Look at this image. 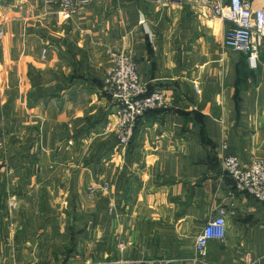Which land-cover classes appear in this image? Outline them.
Here are the masks:
<instances>
[{
  "label": "crops",
  "instance_id": "crops-1",
  "mask_svg": "<svg viewBox=\"0 0 264 264\" xmlns=\"http://www.w3.org/2000/svg\"><path fill=\"white\" fill-rule=\"evenodd\" d=\"M227 27L195 0H96L70 19L0 0V264H195L219 209L207 264H264V203L222 169L264 159V67L224 48ZM110 51L168 102L123 149Z\"/></svg>",
  "mask_w": 264,
  "mask_h": 264
},
{
  "label": "built area",
  "instance_id": "built-area-1",
  "mask_svg": "<svg viewBox=\"0 0 264 264\" xmlns=\"http://www.w3.org/2000/svg\"><path fill=\"white\" fill-rule=\"evenodd\" d=\"M94 1L45 0V3L52 7L55 17L70 19ZM195 3L228 24L223 37L224 48L243 55L251 70H256L260 64L264 67V7L254 8L249 0H195ZM108 57L109 65L103 79L104 91L114 102L116 139L123 149L130 144L138 119L145 112L166 108L168 102L162 92L150 91L140 80L132 57L114 51H110ZM222 169L233 179L239 192L264 203V159L255 160L243 168L238 158L225 156ZM95 190L91 186L89 194H95ZM217 213L218 216L207 221L196 235L195 254L190 262L207 264L209 241L225 238L226 212L219 209ZM157 264H170V261L159 260Z\"/></svg>",
  "mask_w": 264,
  "mask_h": 264
},
{
  "label": "rangeland",
  "instance_id": "rangeland-1",
  "mask_svg": "<svg viewBox=\"0 0 264 264\" xmlns=\"http://www.w3.org/2000/svg\"><path fill=\"white\" fill-rule=\"evenodd\" d=\"M51 7V6H50ZM52 15L55 17V15H54V11L52 10ZM75 16V15H74ZM73 17V16H72ZM104 85V84H103ZM163 94V93H162ZM164 95V94H163ZM165 97V96H164ZM166 99V98H165ZM113 134H114V136H115V138H116V134H117V129H116V120H115V125H114V127H113ZM116 141H117V145H118V147L120 148V149H122V147L119 145V142H118V140L116 139ZM91 186H88L87 187V190L90 188ZM100 190H106V186H103ZM90 196V195H89Z\"/></svg>",
  "mask_w": 264,
  "mask_h": 264
}]
</instances>
